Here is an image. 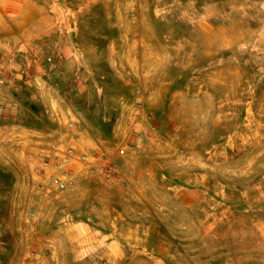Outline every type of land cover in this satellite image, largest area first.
Returning <instances> with one entry per match:
<instances>
[{
	"label": "rangeland",
	"instance_id": "374dc122",
	"mask_svg": "<svg viewBox=\"0 0 264 264\" xmlns=\"http://www.w3.org/2000/svg\"><path fill=\"white\" fill-rule=\"evenodd\" d=\"M17 48L0 261L55 245L58 264H264V0H0V65ZM51 136L114 159L119 180L73 162L69 188L35 191L23 150Z\"/></svg>",
	"mask_w": 264,
	"mask_h": 264
},
{
	"label": "built area",
	"instance_id": "2783aa9c",
	"mask_svg": "<svg viewBox=\"0 0 264 264\" xmlns=\"http://www.w3.org/2000/svg\"><path fill=\"white\" fill-rule=\"evenodd\" d=\"M19 51L20 48H17L7 54L3 60L4 63L0 65V76L4 77V80L12 81L13 72L9 67ZM58 57L61 60V57ZM45 65L46 69L42 74L50 76L56 67L55 58L47 56L45 58ZM37 76H40V74H34V79H30V81L36 87V98L42 100L46 97V91L43 86L36 83ZM46 112H49V110L46 109ZM67 125H72V119L67 122ZM135 147V145L124 143L117 148L116 155L124 157L127 155L128 150L133 151ZM23 159L24 163L30 168V186L40 193L63 191L69 188L75 178V173L71 166L73 162L84 165L90 172H100L104 181L108 184L119 180L118 164L114 159L102 158L96 152L92 154L81 153L73 145L68 144L64 136H51L42 151H33L25 148L23 150Z\"/></svg>",
	"mask_w": 264,
	"mask_h": 264
},
{
	"label": "crops",
	"instance_id": "0c3cea01",
	"mask_svg": "<svg viewBox=\"0 0 264 264\" xmlns=\"http://www.w3.org/2000/svg\"><path fill=\"white\" fill-rule=\"evenodd\" d=\"M21 243L23 244V247H21L22 249H20L19 253H15V255H19L20 258L29 255V253L27 251V247H28L27 241H23V242L21 241ZM6 250L7 249L2 246V242H1V245H0V254H3L4 251H6ZM67 251L69 253L68 255H73L74 254V252H73V254H70L71 251H77L81 255L84 252V250L81 249L80 247L76 248L74 246H70ZM36 252L40 253V254H38V256L36 255V257H38L39 259H41V260H37V264H44L41 261H43L42 259H44V255L43 254H46V253L49 254V264H58L59 263V254H63L64 253V252L58 251L57 250V247L55 245H50L49 252L44 251V250H41V249L37 250ZM101 253H104V254L109 255V252H107V251L101 250ZM113 257H114V260L118 259L116 261L120 263L122 261L123 257H124V251L123 250L119 251ZM12 259H14V257ZM12 259L6 260L4 262L0 261V264H24L23 260L20 263H14L12 261ZM103 264H106V262H104Z\"/></svg>",
	"mask_w": 264,
	"mask_h": 264
}]
</instances>
